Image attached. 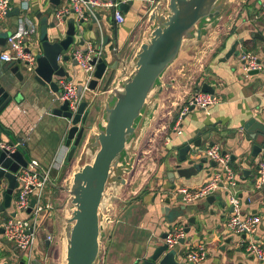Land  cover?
I'll return each mask as SVG.
<instances>
[{
	"label": "crops",
	"instance_id": "obj_1",
	"mask_svg": "<svg viewBox=\"0 0 264 264\" xmlns=\"http://www.w3.org/2000/svg\"><path fill=\"white\" fill-rule=\"evenodd\" d=\"M236 1L237 0H225L221 15L211 20V28H216L217 26L222 25V23H224V27L227 28V23H229L231 30L227 31L226 39L221 41L218 48L211 54L208 62H206V64L204 63V71L200 74V77L196 79L194 86L191 89L193 92L191 90L187 91L189 93H186L183 97L184 102L177 100L178 102L176 103L182 105L180 108L181 112L189 96L194 93L195 90L202 91L204 83L216 87L215 92L220 97V102L211 106L209 110L195 107V109L187 112L185 117H183L182 129L184 133L180 136L173 134L174 124L179 113L176 116L177 118H175L169 126L165 127V137L168 135L173 137V140L168 145L165 144L162 146L164 153H162L163 156H161L159 160L161 161L159 169L167 168L166 178L164 180L160 179L157 183V186L159 187L158 192H145L139 196V200L145 204L143 205L144 213L139 218V213L135 211L134 218L130 220L129 224L122 230V233L118 234L119 238L117 235V244H110L113 235L108 232V246L103 249L104 245H102L101 235L100 253L98 257L99 264H107V256L109 253L111 251H117V248H121L120 244L124 241L129 243L134 241L140 246L146 244V254L144 256H135L133 263L143 264L159 246L165 244L162 235L163 233H168L171 229V225L185 226L186 224L191 228V231L188 234L186 233L185 237H191L192 239L191 241H185L184 244L179 245H181L182 250H184L183 254H186L190 247L198 245L203 246L206 249L207 257L206 260L200 264H264L257 261L253 256L246 252L242 244L241 236L226 231L225 223L231 214L229 194L224 197L223 201L210 203L207 200H203L198 204H193L191 205L192 208L190 213L186 217L180 216L173 222L168 221L162 211V207L166 204L164 199L167 196L172 197L171 205H180L182 203L176 199V196L179 194L177 192L178 186H188L191 189H195L211 176L212 169L215 167L212 166L210 160H208L204 169L197 175H194L189 179L177 177L174 183H172L171 176L175 171V165L180 162V149L185 144L190 143L192 145V150L196 149V151H198L206 148L207 145H210L212 142L213 144H219L223 150L228 151L227 153H234L237 155V159L231 162L237 181L235 191L241 199L243 210L246 213L251 212L261 215L262 222L260 224L259 234L264 236V193L262 196L256 198V195L263 190V188H257L256 182L258 179V163L261 160L264 161V148L257 156H253V145L256 142L251 139L250 134L245 128L246 123L252 118L264 122V94L262 92L264 88V77L253 74L252 77L246 79L242 74L241 54H233L228 58L226 57V54L236 40H241L237 46V49H239L240 52L243 50H249L258 53L261 56L264 55V19L260 15V9L264 0H249L248 4H245L247 0H241L244 5L239 11H237V6L241 5V2L238 0L236 3ZM63 2L64 1L60 0V2L56 4L50 0H12L8 13L5 17L0 18V32L1 30L3 31V28H8L10 26H13L12 31H15L20 26V18L27 16L31 23L36 27V33L32 36L33 44L31 42L30 45L36 53H40L39 42L44 31L42 27V23L45 21L44 16H47L49 21L47 29L49 34L58 33L57 31H59L60 37L62 38L67 36L66 32L68 30V23L75 22L73 15H70L67 19V24L65 25V33H63V30H58L56 24L55 27H51V23H55L54 12L61 4H63ZM146 3L147 2L144 0H134V3L130 5L126 11L121 10L125 16V21L122 23L116 21L114 10L112 8H101L97 13L100 17L97 16L96 19L92 18L85 21L82 24L81 30L76 25L77 34L74 36V41L69 50L65 53L69 55V53L75 48L83 47L85 46V43L89 41L96 45L103 42L105 47L104 56H107L112 64L116 61L118 62L115 75L120 72L118 69L120 68L119 59H123L127 63V73H131L136 66L137 55L140 52L141 45L151 38V31L153 29V26L151 27L150 25L147 30L141 32V35L137 37L140 25L143 23V16L140 12ZM162 4L165 7V2ZM18 11L19 14H15L18 13ZM233 13H236L235 17H233ZM145 18L149 20L148 15H146ZM231 18H234L235 21L232 22ZM209 31L210 29L208 26L207 33ZM207 33L204 31L203 35L205 36ZM200 40L194 38L187 41L198 43ZM4 45H0V55L4 50ZM183 49L184 45L177 59L170 65V67H168L161 79L158 80L151 94L156 89L158 90V93H163L166 86H171L170 89L168 88L170 92H174L175 88L179 87L176 77L180 75L181 70H183V67L188 64L190 59L187 57V53L182 56L184 52ZM187 49L191 50V48ZM188 50L187 52H189ZM8 63L10 62H5L0 58V67L6 66ZM62 65L70 71L72 79L79 83L83 81V71L80 67L73 64L71 58L68 63H62ZM170 76L172 77L170 78ZM60 78L61 77H56L54 80L58 83ZM169 79L175 82L170 84V82H168ZM122 81L123 80H121L117 86L121 85ZM110 88L111 86L106 92L103 89H96L89 95L92 98V102L89 106L92 114L95 102L97 98H99V93L102 91V93H107L103 100L104 114L99 116L97 121L93 124V132L100 131L106 124L107 117L105 113V105L108 102L111 103L109 93ZM15 96L16 97L13 98L9 106H7L0 115V120L8 133H1L0 139L7 143L12 141H24L25 144L22 147L27 151L30 159L38 160L44 169L50 171L52 176L51 184L48 185L49 189L45 196L44 191L45 188H47V184L43 189L42 201L50 204V207L47 210L45 209L40 215L38 237L35 244V246L38 247L37 252H39V257L36 256V259L39 264H43L40 260L46 253V248L50 247L52 244L47 237L46 221L53 215L52 194L57 186L55 180L58 179L61 170L64 169V165L72 159H68V153L71 148L66 145L65 128L68 125V122L65 118L53 114V109L58 107L61 103L59 99L60 88L58 91H54L50 85H41L34 80L31 75H27L23 82L18 81ZM200 131H202L201 135L198 134ZM200 138L201 146L195 147L194 142ZM85 144L89 143L86 142ZM94 147L93 144L92 149ZM96 150L97 148H94L95 152ZM126 152L127 151L124 152L122 158H126ZM244 170H249L251 173H246ZM173 184L176 185L175 189H172ZM6 187L7 186H5V188ZM224 191L225 189H220L215 195L220 194L224 196ZM16 193L15 190L13 198ZM253 197H255V201L252 200ZM196 205L200 206V208L205 211V216L208 217V225L201 231L189 221L191 217L196 218L199 214L204 217L202 211L195 207ZM73 210L74 207L71 209L70 216ZM14 215H16V213L12 204L4 211H0V218L4 220L9 219ZM107 215L110 216L112 221L105 223L104 233L107 232L108 229L113 230L114 225L119 220L118 217H116V214L107 213ZM137 215L138 217H136ZM19 216L28 217L27 213H21ZM69 218L70 217L66 220L64 238H66L67 229L71 225V223H69ZM215 226L220 230L218 233L222 232V235L220 234L222 241L221 243L219 242L220 244L218 245L216 244L218 242V235L214 236L207 233H212L211 229ZM144 229L151 230V233L156 237V242L144 240V235H142V238L139 240L138 236L136 240L134 239L135 236L132 235L134 233H139L140 230ZM228 238H231L232 240L227 242ZM23 257L24 256H20L16 247L13 246L10 240L6 237L3 227L0 225V264H21V262H25L26 260ZM179 259H182L181 254L179 255Z\"/></svg>",
	"mask_w": 264,
	"mask_h": 264
},
{
	"label": "water",
	"instance_id": "obj_2",
	"mask_svg": "<svg viewBox=\"0 0 264 264\" xmlns=\"http://www.w3.org/2000/svg\"><path fill=\"white\" fill-rule=\"evenodd\" d=\"M56 4L60 0H50ZM134 0L120 4L119 8L126 11ZM165 7L162 3H158L149 17V22L153 28L151 38L141 45L140 52L137 55L136 66L131 73L125 77L121 85L114 83L117 74L118 62L111 63L107 56L99 59L95 79L91 83V88L96 90L100 81L104 78L106 72L110 69V75L102 88L105 92L109 91L111 103L105 105L106 124L103 129L98 132H90L93 128L94 121H90L91 109L89 102L82 101L76 114L69 110L68 102L60 103L58 107L53 109L55 116L63 117L67 120L68 125L65 128L66 145L70 146L68 159L70 160L78 147L84 143V139L89 142L95 141L97 150L91 162L86 163L81 170L74 173L73 182L70 187L71 201L74 205L69 223L71 225L67 229L66 236V262L64 264H99L98 257L100 253V238L105 229L104 216L101 213L102 202L106 197L108 183L115 176V169L120 165L121 159L127 148L130 137L135 133L136 121L142 115V112L148 101V97L154 90L157 82L161 79L168 67L174 63L180 54L184 43L189 39H201L204 32L206 21L219 17L225 1L222 0H166ZM15 14H19L15 13ZM98 17H100L97 14ZM204 21L205 23H203ZM202 22V23H201ZM19 25V24H18ZM17 25V26H18ZM13 27V26H12ZM5 27L0 32V45L6 43L7 37L12 33V28ZM51 27H55V23H51ZM7 28V29H6ZM49 34L44 30L37 53V65L34 72H30L20 62H10L6 66L0 67V115L11 103L17 90L18 81L23 82L27 75H31L41 85H50L54 91L59 90L58 83L54 80L56 77H66L71 79L70 71H68L62 63H68L70 56L67 52L74 41L77 34L75 22L68 23L66 37H60V32ZM241 40H236L232 45L226 57L231 55L242 54L237 46ZM30 50V49H28ZM61 61V62H60ZM95 63V60H93ZM77 65V61H73ZM258 71H251V74H257ZM113 78V79H112ZM215 86L204 83L202 91L215 93ZM83 90L79 85V93ZM195 109L191 106L189 111ZM93 115V114H92ZM186 114L183 115L185 117ZM93 122V123H92ZM245 128L250 137L256 143L253 145V156L264 148V122H260L255 118L250 119ZM1 133L8 134L0 120V136ZM202 134V131L198 133ZM12 141L11 143H15ZM210 145H213L211 142ZM195 147L201 146V138L194 142ZM228 151L223 150V153ZM196 149L192 150L190 143L185 144L179 151L180 162L175 165V171L172 173L171 181L174 183L176 178L189 179L197 175L204 169L208 162L206 157L197 158ZM231 161L237 159V155L230 154ZM31 161L27 151L23 147H18L14 152L6 148L0 147V186H7L4 190V202L0 205V211H4L12 204L13 195L19 185L17 173L21 168L27 167ZM212 166H216L215 161H210ZM251 173L249 170H244ZM124 183L125 180L119 176ZM223 186V183H220ZM176 185L173 184L172 189ZM263 190L257 197L262 196ZM229 192L224 191L223 195L212 194L206 200L210 203L215 201H223ZM178 201L183 199L181 194L176 196ZM255 201V197L252 198ZM166 203L162 207L163 213L170 217L172 212L173 222L180 209L185 206L171 205L172 197L167 196L164 199ZM36 204V199L32 198L31 206L28 212ZM231 210L232 207H231ZM193 224L196 222L195 217L189 219ZM173 225H171V228ZM185 232L188 234L191 228L186 224ZM4 230V229H3ZM168 233H163L165 238ZM244 237V235H242ZM191 237L181 238L180 244L185 241H191ZM232 239L228 238L227 242ZM26 264V262H21ZM32 264H39L37 260ZM143 264H187L184 259H179L174 248L169 249L166 244L159 246L155 252L144 261ZM194 264V263H189Z\"/></svg>",
	"mask_w": 264,
	"mask_h": 264
},
{
	"label": "built area",
	"instance_id": "obj_3",
	"mask_svg": "<svg viewBox=\"0 0 264 264\" xmlns=\"http://www.w3.org/2000/svg\"><path fill=\"white\" fill-rule=\"evenodd\" d=\"M29 1V0H25ZM64 1L56 11L54 12L55 24L59 26L63 33H65V25L67 19L71 15L74 17L76 25L82 29V24L90 19H96L98 8H112L114 10V17L118 23L125 21V16L121 9L120 4L126 3L129 0H62ZM149 4V9L146 15L148 18L155 9L158 3H164L166 0H144ZM12 0H0V18L5 17L8 13ZM260 15L264 19V3L260 9ZM232 22L235 21L231 18ZM211 21L208 20L204 24V31L207 33V27L210 31L203 35L200 43L205 45V48L198 49L195 53V59H198L197 53H201L198 60H201L205 54L209 51L214 52L217 48H214V44L211 42L212 33L216 32L219 26L210 27ZM231 27H229V31ZM36 33V27L31 23L27 16L20 18V26L7 37L0 58L5 62H17L20 61L28 71L34 72L37 65V53L30 45L32 42V36ZM219 33V32H217ZM202 45V46H203ZM30 49V50H28ZM242 61V74L248 79L252 77L251 71L257 70V74H261L264 77V57L260 54L243 50L241 52ZM105 55V47L103 42L99 45L89 41L85 43L83 47H77L69 53L72 61H77V66L81 68L84 73V79L81 83L74 79H68L61 77L58 81L60 87V102H68L69 110L76 114L82 101L92 102L89 96L91 92L95 91L91 88V83L95 79V73L97 70V64L99 59ZM95 60V63H93ZM120 70L119 74L114 80L116 85L121 80L127 77L128 65L123 59H119ZM204 66V63L202 64ZM79 85H82V93H79ZM111 89V88H110ZM110 91V90H109ZM264 94V88H263ZM90 97V100L86 98ZM220 102V97L215 93L205 91H195L192 93L185 102V106L179 112L178 118L174 124V132L177 136L184 133L182 129L183 115L189 112L191 106L209 110V108ZM173 140L171 135L165 137V144H169ZM24 141H18L15 143H7L0 139V147L14 152L20 146L24 145ZM197 158L206 157L210 161H215L216 166L213 167L211 176L195 189H191L188 186H178L177 192L183 196L182 201L190 204L197 200H206L209 195L215 194L220 189H225L229 192V204L233 210L228 220L225 223V229L227 232L239 235L242 238V244L246 252L253 256L257 261L264 263V236L259 234L260 224L262 217L258 213L245 212L243 210L242 201L235 191L237 181L234 170L231 164V156L229 153H223V149L219 144L207 145L206 148L200 149L196 154ZM19 185L16 189V195L12 200V205L16 215L9 219L0 218V225L5 231L6 237L12 241L18 250L20 256H24L26 264H32L37 260L34 253V246L38 237V224L40 223V215L44 210L50 207V204L44 203L43 189L44 186L51 182V173L42 167L40 162L36 159H31L27 167L21 168L17 173ZM223 183V186L220 183ZM258 189H262L264 186V161L261 160L258 163V179L256 182ZM6 188L2 186L0 188V205L4 201V190ZM32 198L36 199V204L32 207L31 212L28 209L31 206ZM21 213H27L28 217L19 216ZM1 217V216H0ZM104 221L111 222V218L108 215L104 216ZM244 235V237H242ZM185 227L182 225L173 226L167 236L164 238V242L169 249L175 248L180 244L181 238H186ZM206 249L201 246L190 247V249L184 254V260L187 264L194 263L200 264L206 260ZM22 258V257H21Z\"/></svg>",
	"mask_w": 264,
	"mask_h": 264
},
{
	"label": "rangeland",
	"instance_id": "obj_4",
	"mask_svg": "<svg viewBox=\"0 0 264 264\" xmlns=\"http://www.w3.org/2000/svg\"><path fill=\"white\" fill-rule=\"evenodd\" d=\"M248 1L249 0H247L245 4H248ZM237 2L238 0L236 1V3ZM243 5L244 3L241 2V5L237 6V11L241 10ZM148 9L149 5L148 3H146V5L142 7V10L140 12V14L142 13L141 15L143 16V23L142 25H140V30L137 37L141 35V32L147 30L151 25L148 19L145 18ZM98 10L100 11L101 8H98ZM235 15L236 13H233V17H235ZM44 19L45 21L42 23V27L44 30H47L49 21L47 19V16H44ZM202 22L205 23L204 21ZM56 27L58 30H61L59 26ZM228 27L229 23H227V28H225L224 23H222V25L217 28L216 32L212 33L211 42L214 44V48H217L221 44V41H224L226 39L228 33L227 31H229ZM12 29L13 28H11L10 31ZM202 45L203 44L200 42L192 43L191 41H186V43L184 44V52L182 56L187 53V57L190 59L188 64L183 67V70H181L180 75L176 77L178 80L177 82L179 83V87L175 88L174 92H170L169 89L171 88V86H166L163 93H158V90L156 89L150 95L148 102L146 103V106L142 112V115L136 121L135 133L130 137L128 141V148H126V158L121 159L120 165L115 169V176H113L108 183L106 202L103 205L102 214H116V217H118L119 220L114 225L113 230L108 229L107 232L102 233V245H104L103 249L108 246V232L109 234L112 233L113 235L110 244L115 245L117 244V235L121 234L122 230L125 229L130 220L134 218L135 211L139 213V218L142 216V214L144 213L143 205L145 204H143V202L139 200V196L141 194H144L145 192H158L159 187L157 186V183L160 179L164 180L166 178L167 168L159 169L161 165V161L159 160L160 157L163 156L162 153H164L162 146L165 145V127L169 126V124L175 120L182 106L178 105V103L176 102H184L183 97L186 93H189L187 91H190L193 88L194 82L204 71V66H202V64H206L211 54L213 53V51H209L201 60H198L201 56V53H197L198 59H195L196 51L198 49L206 47L205 45ZM187 48H191V50H188ZM187 50L189 52H187ZM109 75L110 69L106 72L104 78L100 81L97 88L98 90L104 87ZM257 75L260 76L261 74ZM171 77L172 76H170V78ZM168 82H170V84H173L175 81H171V79H169ZM102 92L99 93V98H97L95 102V107L93 108L94 116L92 115L93 113L91 114L90 121L92 120L94 121V123L97 121L99 116H102L104 114L103 100L105 99L107 93ZM89 98L90 97L87 96L86 99L90 100ZM173 134L176 135L174 131ZM86 142L88 141H86L85 138L84 144L80 145L71 161L64 165V169L61 170L58 179L55 180L57 186L55 187L52 194L53 215L46 221L48 234L47 237L52 244L50 247L46 248V253L40 260V262L43 264H64L66 262L65 247L67 241L66 238H64L66 220L68 217H71V209L74 207L71 201L69 190L73 182L74 173L81 170L86 163H89L93 160L95 154L94 148H97L94 140H92L91 142L89 141V144H85ZM93 144L95 147L92 149ZM119 176H121L125 180L124 183L121 179L118 178ZM49 184H51V182L47 183V188H45L44 196L47 194ZM202 201L203 200H197L190 204H187L181 200L182 203L179 206L185 205V208L180 209V212L176 215V217L178 215L186 217L191 211V205L198 204ZM195 207L198 210L202 211V215H204V217H202L199 214L196 217V222L194 223L195 227L199 228L198 230L201 231L208 225V217L205 216V211L201 209L200 206L196 205ZM174 214L175 212H172L170 217L165 214V218L172 221L171 218ZM136 217H138V215ZM211 230L212 233H207L214 236L218 235V242L216 244H220L222 241L220 238V234L222 235V232L218 233L220 230H218L216 226ZM142 235H144V240L156 242V237L151 233V230L149 229L140 230L139 233H134L132 236H135V240L138 236L139 240L140 238H142ZM10 242L13 244V246H15L12 241ZM120 247L121 248H117V251H111L109 253V255L107 256V264H133L135 256H144L147 252L146 244L140 246L137 242L134 241H132L131 243L124 241L120 244ZM37 248L38 247L35 246L34 253L37 257H39ZM174 250L177 252L178 256L181 254V257L183 259L184 250H182L181 245H177Z\"/></svg>",
	"mask_w": 264,
	"mask_h": 264
},
{
	"label": "bare ground",
	"instance_id": "obj_5",
	"mask_svg": "<svg viewBox=\"0 0 264 264\" xmlns=\"http://www.w3.org/2000/svg\"><path fill=\"white\" fill-rule=\"evenodd\" d=\"M127 148H128V145H127ZM93 158H94V157H93ZM105 202H106V199L103 200V202H102V206L105 204Z\"/></svg>",
	"mask_w": 264,
	"mask_h": 264
},
{
	"label": "flooded vegetation",
	"instance_id": "obj_6",
	"mask_svg": "<svg viewBox=\"0 0 264 264\" xmlns=\"http://www.w3.org/2000/svg\"><path fill=\"white\" fill-rule=\"evenodd\" d=\"M5 187V186H4ZM0 188H1V186H0Z\"/></svg>",
	"mask_w": 264,
	"mask_h": 264
},
{
	"label": "trees",
	"instance_id": "obj_7",
	"mask_svg": "<svg viewBox=\"0 0 264 264\" xmlns=\"http://www.w3.org/2000/svg\"><path fill=\"white\" fill-rule=\"evenodd\" d=\"M177 118V117H176Z\"/></svg>",
	"mask_w": 264,
	"mask_h": 264
}]
</instances>
